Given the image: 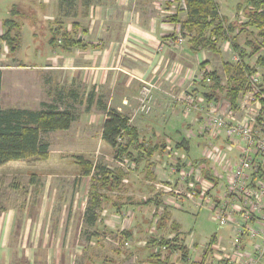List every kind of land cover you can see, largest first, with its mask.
I'll return each mask as SVG.
<instances>
[{
	"label": "rangeland",
	"instance_id": "obj_1",
	"mask_svg": "<svg viewBox=\"0 0 264 264\" xmlns=\"http://www.w3.org/2000/svg\"><path fill=\"white\" fill-rule=\"evenodd\" d=\"M216 2L226 23L244 22L246 12L254 9L250 3L246 4L245 0ZM24 3L25 0H0V23L3 19L11 17L8 12L13 4L17 7L23 4L24 8ZM153 4V12L159 17L165 16L170 20L179 12L180 14L176 15L179 20L186 17L185 10L178 8L184 7V2L179 0H170L169 4L164 0H157ZM49 11H52L51 7ZM30 13L32 14V11ZM31 14L28 15L30 18ZM12 18L17 23L21 21L13 16ZM180 23L178 28L167 25L166 30L170 35L164 40L179 52L183 47L185 50L191 47L189 36L181 33ZM2 30L4 32L0 24V34ZM256 31L255 27H247L241 32H234L238 33L236 41L247 52L250 50L246 45L247 41H262V38L255 34ZM14 32L17 31L13 30ZM39 34L35 43L36 51L41 50L43 45V33ZM16 35L21 36L19 32ZM214 43L215 51L208 48L199 49L196 51L197 61L192 57V65L189 61L186 66L182 76L184 86L180 95H191L194 98L191 101L193 104H189V108L184 99L180 100L184 102L183 107L179 109L178 119L172 123L177 125L179 134L174 133V129H169L170 141L166 142L164 148L156 145L157 149L152 158L144 156L143 149L136 148H130L129 151L133 158H137L138 153L143 154L141 161L118 158L110 146L99 142L88 146L59 145L62 132H49L42 133L41 140L49 144L50 157L11 161L0 166V249H3L0 250V264H157V259L152 257V254L158 250L159 246H155L157 241L163 238L169 242L173 241L174 244L185 245L189 254L188 261L183 262L178 251L170 253L169 250L163 249L160 255L166 260V264H194L193 262H197L202 256L204 264H220L232 259V234L228 232L226 235L228 227L219 229L216 222L209 217L210 212L202 206L198 208L197 197L192 196L187 181L177 172L178 168H184L185 159L194 163L195 160H201L206 148H211L209 139L196 136V131L203 127L205 114L197 110L199 106L195 107L194 104L206 105L202 93L209 84L208 81L203 82V72L215 70L221 82L225 84V64H234L238 60L236 52L227 40H216ZM0 52L2 56L7 55L10 58L9 46L2 39ZM262 53L264 50L251 58H244L245 62L256 67L259 74H262L263 70L256 66L255 59ZM26 59H33V55ZM1 61L7 60H0V64ZM171 83L176 84L178 81L173 80ZM140 90L142 91V88ZM223 95H220V100H223ZM179 96L171 94V99L177 102ZM139 97V108L142 111L140 114L147 119L153 113L152 94H141ZM143 99L144 102L141 103ZM73 109L78 110V105ZM236 114L241 117L242 110ZM159 121L158 116L157 123ZM168 122L166 120L164 123ZM88 130L95 141L99 129L92 127ZM192 135L194 138L188 140V151L174 148L182 137L187 139ZM118 141L124 143L125 138H118ZM220 142L218 140L216 143ZM152 144L145 146L151 147ZM59 155H63L61 159H64H58ZM78 157H82L91 164V168L93 167L88 176L81 174ZM102 167L122 172L121 184L115 189H95L98 180L96 175ZM92 192L102 194L105 198L99 199V204L92 206ZM113 203L117 204V208ZM118 205H121L120 208ZM90 213L95 216L92 223L87 220ZM4 217H8V223L4 222ZM128 227L135 229V234L130 240L121 232ZM177 232L183 236L178 235L174 241ZM211 234L218 236L215 238L217 243L212 248V244H208V236ZM149 239L155 240L154 245L148 242ZM199 244H202L200 248Z\"/></svg>",
	"mask_w": 264,
	"mask_h": 264
},
{
	"label": "crops",
	"instance_id": "obj_2",
	"mask_svg": "<svg viewBox=\"0 0 264 264\" xmlns=\"http://www.w3.org/2000/svg\"><path fill=\"white\" fill-rule=\"evenodd\" d=\"M155 1L25 0L24 8L23 4H13L16 13L11 15L9 10L8 15L21 20L15 29L21 36L12 32L18 41L16 49L9 53L10 58L0 52V60H7L0 64V106L38 110L42 103H48L71 109L76 115L71 126L50 132H62L59 145L84 146L105 143L101 138L103 121L106 112L115 109L128 117L140 142L164 148L171 138L169 129L179 134L177 125L172 123L183 107L182 76L189 61L192 65V57L197 61L198 52L191 47H183L185 52H179L164 42L170 35L167 25L178 28V24L155 14ZM164 2L169 4L170 0ZM39 33H43V45L36 51ZM31 55L33 59L27 60ZM173 80L178 81L177 85L171 83ZM145 82L153 85L154 101L153 113L147 119L141 116L139 108L140 88ZM171 94L180 95L179 101H173ZM77 105L79 109H73ZM166 120L169 122L164 123ZM92 127L99 129L95 141L88 130ZM193 138L194 135L187 140ZM178 144L174 148L182 149ZM50 156L49 153L47 157ZM61 156L58 159H64ZM4 218L8 223V217ZM123 230L135 234L130 227ZM228 232L231 234L229 228L225 234ZM208 237L209 241L214 237L212 248L218 236ZM199 259L197 262L204 261V256Z\"/></svg>",
	"mask_w": 264,
	"mask_h": 264
},
{
	"label": "trees",
	"instance_id": "obj_3",
	"mask_svg": "<svg viewBox=\"0 0 264 264\" xmlns=\"http://www.w3.org/2000/svg\"><path fill=\"white\" fill-rule=\"evenodd\" d=\"M245 1L246 4L250 3L254 9L246 12V21L244 22L229 21L226 23L224 17L220 14L216 0H179V2H184V9L180 6L178 8L179 10H185L186 17L184 20H179L175 13L170 19L175 24L181 22L179 24L181 33L184 36H189L193 51H198L201 48L215 51L214 42L221 39H225L231 44L232 49L238 56V60L234 64H225L224 71L227 81L223 84L215 70L204 71L202 75L203 82L208 81L209 84L206 86L207 89L202 93V96L206 102H216L220 99V95L224 94V98L228 100L232 109L236 108V100L239 94L246 90L248 77L257 72L256 67L245 62L244 58H251L264 50V0ZM15 13L16 6L13 5L10 14ZM2 26L4 32L0 34V39L4 40L9 46L10 52H13L16 49L18 39L12 32L17 28V22L9 17L2 21ZM247 27L257 28L255 34L262 38L260 42L247 41L246 45L250 48L249 52L236 41L238 33L234 34L235 31L241 32ZM255 64L263 70L261 78L264 81V53L256 56ZM75 118L76 115L71 109L59 108L48 103H42L41 108L38 110L3 109L0 106V166L15 160L46 159L49 144L41 140V134L56 130H67ZM122 137L125 138L124 143L118 141V138L122 139ZM101 138L114 150L118 158L125 157L136 162L143 159V154L138 153V157L133 158L129 151L130 148L143 149L144 156L147 158H150L157 149L156 145L147 147L143 142H140L136 129L129 124L128 117L115 109H109L106 112ZM177 147L188 151V140L182 138ZM200 159L195 160L193 164H202L204 166L202 167L203 176L213 180V178L208 176V163L204 159ZM77 160L81 167V174L86 176L91 174L93 170L91 164L84 161L82 157H78ZM117 171H111L105 167L100 168L96 175L98 180L95 189L100 188L105 191L115 189L121 184L122 176V172ZM92 193V206L99 204V199L105 198L102 194ZM113 205L117 208V204L113 203ZM120 206L118 205V208ZM87 220L92 223L95 220V216L90 213ZM121 232L128 240L131 239L132 233L130 230H122ZM178 235L176 233L173 238L174 241L177 240ZM212 240H214V237ZM212 240L208 244H211ZM148 242L154 245L155 240L149 239ZM172 242L164 238L157 241L155 246H159L158 250L152 254V257L157 259L155 263L166 264V260L160 255L163 249L169 250L170 253L178 251L180 259L183 262L188 261V248L183 244H174ZM193 263L204 264V261ZM220 264L228 263L222 261Z\"/></svg>",
	"mask_w": 264,
	"mask_h": 264
},
{
	"label": "built area",
	"instance_id": "obj_4",
	"mask_svg": "<svg viewBox=\"0 0 264 264\" xmlns=\"http://www.w3.org/2000/svg\"><path fill=\"white\" fill-rule=\"evenodd\" d=\"M261 75L256 72L248 77L246 90L239 94L234 109L225 98L205 102V106L194 104L205 114L203 127L196 133L211 141V148L204 150L202 159L208 163V176L214 181L203 176L202 164L194 165L187 159L183 161L184 168L177 170L190 186L192 196L197 197L198 208H206L219 229L229 228L232 259L228 264H264V81ZM152 87L145 82L141 94H150ZM182 99L187 106L193 104L194 98L189 94L182 95ZM240 110L243 114L238 117L236 113ZM218 140L220 144L216 143Z\"/></svg>",
	"mask_w": 264,
	"mask_h": 264
}]
</instances>
